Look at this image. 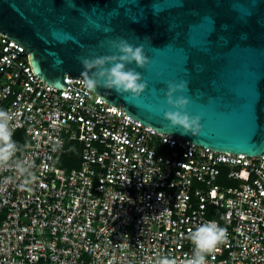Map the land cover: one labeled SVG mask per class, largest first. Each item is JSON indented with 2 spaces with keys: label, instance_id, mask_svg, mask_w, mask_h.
<instances>
[{
  "label": "built area",
  "instance_id": "built-area-1",
  "mask_svg": "<svg viewBox=\"0 0 264 264\" xmlns=\"http://www.w3.org/2000/svg\"><path fill=\"white\" fill-rule=\"evenodd\" d=\"M36 75L0 33V109L28 142L0 163V264H185L207 220L226 239L207 264H264V154L157 132L66 76ZM71 140L80 166L60 165ZM144 181V182H143Z\"/></svg>",
  "mask_w": 264,
  "mask_h": 264
},
{
  "label": "water",
  "instance_id": "water-1",
  "mask_svg": "<svg viewBox=\"0 0 264 264\" xmlns=\"http://www.w3.org/2000/svg\"><path fill=\"white\" fill-rule=\"evenodd\" d=\"M0 33L22 45L33 72L66 89L83 57L143 45L148 63L138 97L99 87L105 101L157 132L232 154H264V0H0ZM187 81L186 111L201 133L164 118L168 83Z\"/></svg>",
  "mask_w": 264,
  "mask_h": 264
},
{
  "label": "clouds",
  "instance_id": "clouds-1",
  "mask_svg": "<svg viewBox=\"0 0 264 264\" xmlns=\"http://www.w3.org/2000/svg\"><path fill=\"white\" fill-rule=\"evenodd\" d=\"M116 52L95 57H83L81 64L82 84L86 92L96 91L99 87L115 90L119 94L129 93L132 97L140 96L145 88V82L141 74L127 65L135 64L137 67H144L148 63L143 45L135 46L127 40L113 41ZM169 105H174L176 110L164 112V118L170 121L174 127L182 129L181 133H201L203 125L201 115H192L186 111L190 100L185 95L174 98L173 94L178 91L187 90V81L179 83H168ZM12 115L0 109V163H5L14 154L16 142L12 139V129L9 121ZM144 182V181H143ZM226 239V230L216 220H207L200 223L190 233V240L193 244L192 254L185 264H207V256ZM157 264H176V260L169 257H162Z\"/></svg>",
  "mask_w": 264,
  "mask_h": 264
},
{
  "label": "trees",
  "instance_id": "trees-1",
  "mask_svg": "<svg viewBox=\"0 0 264 264\" xmlns=\"http://www.w3.org/2000/svg\"><path fill=\"white\" fill-rule=\"evenodd\" d=\"M13 140L16 142V149H21L22 145L28 142V136L19 130L15 133ZM82 154V144L78 140H71L66 145L65 153L63 154L60 165L64 168L73 169L80 166Z\"/></svg>",
  "mask_w": 264,
  "mask_h": 264
}]
</instances>
